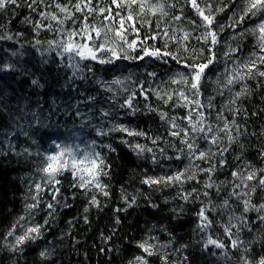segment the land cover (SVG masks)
Listing matches in <instances>:
<instances>
[{"label":"snow or ice","instance_id":"snow-or-ice-1","mask_svg":"<svg viewBox=\"0 0 264 264\" xmlns=\"http://www.w3.org/2000/svg\"><path fill=\"white\" fill-rule=\"evenodd\" d=\"M242 3L243 8L237 14L232 11L237 6V0H232L231 4L225 0H66L63 3L61 0H0V11L9 10V6H12L13 11L15 8L27 7L30 11L24 22L32 27L35 34L38 35L41 30L54 33L52 39H37L31 46L43 57V64L49 63L46 53L56 54L60 66L68 73L63 87L79 91L78 82H90L99 92L111 94L106 98V107H95L99 92L73 104L71 114L80 123L68 129V135L63 139L60 138L62 133H54L56 138L50 136L47 149L38 147L33 151L31 147H25L16 151L13 143L14 137L22 135L31 145L37 144L30 133L34 129L38 131L41 126L47 127L40 120L42 109L39 103L38 110L26 111L27 105L21 109L24 117H32V122L21 124L20 118H17L12 131L0 133L3 136L0 146H7V152L0 154L11 153L39 160L36 172L40 174V181L29 185V198L32 202H25V213L17 217L0 238V250H6L10 254L12 264H22L27 250L32 246L39 248L45 242L58 209L72 207L68 203L69 197L63 194L61 188V178L65 174L72 177L69 187L76 190L72 192L71 198L75 199L78 194L88 198L82 214L85 224L89 222L87 213L92 207L103 208L98 196H110L109 184L104 182L105 178H110L112 171L109 154L118 152L113 143L105 141L111 140L116 133L122 134L118 138V144L124 145L138 159H150L153 165L162 166V161L173 159L181 162L187 160L184 167L170 175L150 176L145 170L141 183L154 191L179 187L180 190L173 199L199 201L200 207L196 212L197 229L204 237L197 243L203 252L211 250L210 254L223 264H264V167L256 168L251 161L245 163V146L240 144L241 152L235 158L238 163L231 170L232 179L219 182L213 179L229 164L225 154L239 142L240 136L248 134L247 127L237 123V117L242 112L245 117L249 113L238 104L244 99H250L255 90H264V0H242ZM184 6L194 11L199 23L197 19L185 16ZM177 9L178 12L174 14ZM226 11L232 12L228 17L231 23L222 24L217 17ZM33 14L39 19H33ZM253 18L257 20L253 26L236 32L238 27ZM183 19H188L193 25L191 30L174 26ZM226 28L232 29L234 35L224 41L225 50L221 57L216 49L221 45V34ZM197 29L203 31L194 36L193 32ZM15 36H23V33L18 32ZM15 36L0 34V41H12ZM246 36L254 37L255 44L253 51L241 60L236 56L241 51V46L233 47L230 41L244 39ZM193 40L197 45L205 47L194 45ZM44 44L47 47L41 51L39 46ZM11 55L17 57L23 53L17 51ZM234 56L236 59H233ZM145 60L165 65L175 62L185 71L174 72L157 87H151L150 84L157 79L158 73L148 72L147 69L145 74L148 79L139 83L132 79V73L114 76L111 80L96 75V65L115 68L120 61ZM218 63L225 65L224 71L212 81L206 70ZM9 71H20L30 79L33 88L44 87L40 82L41 78H32L34 74L23 71L15 63L0 65V73ZM206 81L214 85V90L212 95L204 97L202 89ZM248 81H254L256 88L253 89ZM129 84H134L135 88L130 89ZM165 85L177 87L168 88ZM237 85L239 90H235ZM225 90L231 97L217 110L216 97H223ZM138 95L143 96L145 101L149 100L150 95H154L165 105L171 102L173 108L186 110L184 116H179L146 105L147 112H155L168 125L167 136L176 138L175 140L150 136L148 131L119 119L122 115L134 118L137 113L142 112L134 104ZM122 96L125 98L121 103ZM3 99L0 97V113L6 114ZM80 103H91L93 107L82 112ZM225 111L231 113L230 120L224 115ZM213 112L218 123L210 120ZM251 115H264V109L252 112ZM251 135L256 136L257 133L253 132ZM259 135L264 136V130ZM130 138L150 140L155 147ZM160 141L167 144L174 155H168L166 148L159 146ZM259 156L264 159V149L259 150ZM201 176H206V179L201 180ZM191 182L202 187L185 190L184 185ZM46 189L50 191L49 199L43 197ZM121 199L126 206L118 208V212H126L138 206V198L135 196L129 198L128 195H122ZM164 203L169 201L165 200ZM149 206L154 209L160 207L151 202ZM40 211L46 212L42 224L35 222V215ZM71 223L70 221L69 224ZM116 223H120L119 217L116 218ZM214 224L222 229V234L216 233L215 237L209 233ZM168 235L169 240L165 243L155 236L138 241L135 246L140 249L141 254L133 256L128 264H150L149 258L153 256L158 257L161 264H190L186 254L179 260L170 259L175 253H185L188 245H180L169 253L166 249L172 246L174 238L171 233ZM103 239L105 242L111 241L112 235ZM109 250L116 251H102ZM53 252L54 249L42 248L38 252V264H51Z\"/></svg>","mask_w":264,"mask_h":264},{"label":"trees","instance_id":"trees-1","mask_svg":"<svg viewBox=\"0 0 264 264\" xmlns=\"http://www.w3.org/2000/svg\"><path fill=\"white\" fill-rule=\"evenodd\" d=\"M61 2H66V0H61ZM225 2L231 4L232 0H225ZM242 8V0H237V6L232 11L239 14ZM29 11L27 7L15 8L13 11L12 6H9L7 11H0V34L15 36L18 32L23 33V36H15L12 41H0V65L8 62L15 63L23 71L34 74L32 78H41L40 82L44 85L43 88H33L30 79L22 75L20 71L0 73V97L4 98L2 103L6 108V114L0 113V133L12 131L13 125L17 123V118H20L19 123L21 124L32 122L30 115L24 117L21 112V109H24L26 105V111L30 112L38 110L39 103L42 109L40 110V120L43 125H47V127L41 126L38 131L34 129L30 133L32 139L37 141L36 145H31L22 135L14 137L13 143L16 151H21L25 147H31L33 151H36L38 147L47 149L49 137L56 138L53 135L54 133L57 135L62 133L63 135L60 138L63 139L64 136L68 135V129L80 123V120L71 114L73 112L72 105L84 100L88 95H96L99 92V89L90 82L87 84L78 82L79 91L63 87L68 73L60 66L59 58L56 57L55 53H46L45 56L48 57L49 63H41L43 57L31 45L37 39L41 41L52 39L54 33L41 30L38 35L35 34L32 27L24 22V18L29 15ZM176 12H178V9L174 10V14ZM184 12L186 17L197 19L199 23V18L196 17L193 10L184 6ZM230 15H232V12L226 11L220 13L217 19L222 24H228L231 23L228 19ZM33 19H39V17L33 14ZM256 22V18L248 20L238 27L236 32L243 31ZM174 26H182L189 30L193 28L188 19H183ZM201 31L203 29H197L193 32V35L195 36ZM233 35V30L229 28H226L225 32L221 34V45L216 49L218 56L222 57L225 50L224 41L229 40ZM192 43L197 45L195 40ZM230 43L233 47L241 46V51L236 56L243 60L253 51L255 39L252 36H246L244 39L231 40ZM197 46L205 47L202 44ZM39 47L43 51L47 45L44 44ZM17 51L23 53V55L13 57L11 53ZM205 54L207 55V53ZM236 56L233 59H236ZM228 63L231 64V61H228ZM95 67L97 69L96 75L102 76L105 80H111L114 76H127L132 73V79L136 83L148 79L145 69L148 72L156 71L158 77L151 82V87L161 85L163 80H166L169 75L176 71H185L182 66H178L175 62L165 65L162 62L149 60L143 62L120 61L115 68L100 65ZM224 67L223 63L211 66L206 70L207 76L215 81L217 75L224 71ZM248 83L252 85L253 89L256 88L254 81H248ZM128 87L130 89L135 88V85L129 84ZM165 87L176 88L177 86L165 85ZM213 90L214 85L206 81L205 87L202 89L204 97L212 95ZM235 90H239V85L236 86ZM137 91L139 90L137 89ZM80 93L84 95L82 96ZM109 95L111 94L99 92L95 107H106V98ZM230 97L231 94L227 90H225L223 97L217 96L215 101L217 110ZM124 98V96L120 98L121 103ZM53 100L55 105H53ZM134 104L142 112L137 113L134 118L122 115L119 117L120 120L129 123L133 127L148 131L150 136H161L169 140L176 139L167 136L168 125L162 122L155 112H147L146 105L179 116L186 114L185 109L173 108L171 102L165 105L154 95H150L147 101L144 100L143 96L138 95ZM238 106L248 110L249 115L247 117L243 112L237 117V123L246 126L248 134L240 136L239 142L233 145L229 153L225 154L229 164L213 177L217 182L232 179L231 170L238 163L235 158L241 152L240 144L245 146V163L251 161L256 168L264 167V159L259 156V150L264 149V136L259 135L264 130V115H251L252 112L264 109V90H255L250 99H244ZM90 107H93L91 103H80L82 112H86ZM224 115L229 120L232 118L231 113L227 111L224 112ZM214 116L215 112H213V117L210 118L211 122L218 123L215 121ZM253 132L257 135H251ZM121 135L116 133L111 140L105 141L113 143L118 148V152L109 154L112 171L110 178H105L104 182L109 184L110 196L107 198L98 196L103 208L92 207L87 213L89 222L85 224L82 214L88 198L80 194L75 199L71 198L72 192L76 190L69 187L72 177L65 174L61 178V188L63 194L69 197L68 203L72 207L58 209L56 219L52 222L51 232L46 236L45 242L41 243L39 248L32 246L30 250H27L22 259V264H38V252L44 247L54 249L51 264H128L133 256L141 254L140 249L135 246L138 241H142L148 236H155L162 243H165L169 240V233H171L174 240L172 246L166 249L167 252L171 253L173 248H179L180 245H188L185 253H175L170 257L171 260H179L183 254H186L189 257L190 264H223L222 261L210 254L211 250L205 253L197 243L204 237V234L197 229L196 212L200 207L199 201L184 202L179 198L173 199L177 196L180 190L179 187H168L154 191L141 183L145 170L147 175L150 176L170 175L173 171L184 167L187 160L181 162L173 159L162 161V166L153 165L150 159H138L124 145L118 144V138ZM0 139H3V136H0ZM130 139L139 140V142L150 147H155L150 140L144 138ZM158 144L160 147L166 148L168 155H174L173 151L163 141L158 142ZM0 152H7V146H0ZM159 155V152H157V156ZM37 160L35 157L28 159L11 153L7 155L0 154V238L11 227L16 218L25 213V202H32L29 198L31 195L29 185L40 181V174L36 172V168L39 166ZM200 179L204 180L206 176H201ZM192 187H202V185L197 186L194 182L184 185L185 190H190ZM122 195H128L129 198L137 197L138 206H134L126 212L116 211L118 208L126 206L121 199ZM43 197L44 199L50 198L48 189L43 193ZM202 199L205 198L202 197ZM213 199H216V197H213ZM165 200H168L169 203L165 204ZM149 202L158 204L160 207L154 209L149 206ZM173 209L176 211L174 212ZM213 216L215 217V214ZM117 217L120 219L119 224L116 223ZM45 218L46 212L40 211L35 215V222L42 224ZM70 221L72 222L71 225L69 224ZM164 229L167 231H164ZM114 231L115 235H113ZM209 233L215 237L216 233L222 234V229L214 224L213 228L209 229ZM109 235H112L111 241L105 242L103 237ZM49 241L51 243H48ZM225 241H227V238H225ZM103 249H115L116 251H102ZM9 256L10 254L6 250H0V264H12ZM149 260L150 264H161L156 256L150 257Z\"/></svg>","mask_w":264,"mask_h":264},{"label":"rangeland","instance_id":"rangeland-1","mask_svg":"<svg viewBox=\"0 0 264 264\" xmlns=\"http://www.w3.org/2000/svg\"><path fill=\"white\" fill-rule=\"evenodd\" d=\"M39 162V160H37V163Z\"/></svg>","mask_w":264,"mask_h":264}]
</instances>
